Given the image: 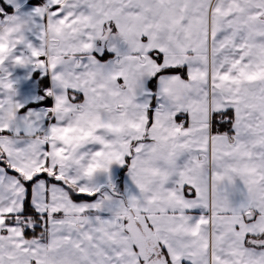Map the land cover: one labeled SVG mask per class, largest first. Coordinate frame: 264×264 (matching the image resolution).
Masks as SVG:
<instances>
[{
	"label": "snow or ice",
	"instance_id": "1",
	"mask_svg": "<svg viewBox=\"0 0 264 264\" xmlns=\"http://www.w3.org/2000/svg\"><path fill=\"white\" fill-rule=\"evenodd\" d=\"M0 264H264V0H0Z\"/></svg>",
	"mask_w": 264,
	"mask_h": 264
}]
</instances>
